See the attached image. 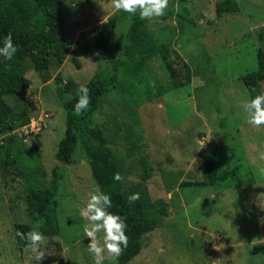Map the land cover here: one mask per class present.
<instances>
[{
	"label": "rangeland",
	"instance_id": "obj_1",
	"mask_svg": "<svg viewBox=\"0 0 264 264\" xmlns=\"http://www.w3.org/2000/svg\"><path fill=\"white\" fill-rule=\"evenodd\" d=\"M218 1L169 0L165 12L172 17L147 20L160 51L147 60L124 58L119 82L83 128L103 133L124 178V192L138 191L153 203L162 200L169 212L142 237L141 252L127 264H264V243L253 241L264 239V177L258 175L264 167V126L247 124L240 107L248 99L241 79L257 69L258 51L264 53V0H235L245 11L220 18ZM62 2L66 59L52 61L44 78L26 61L16 69L27 80L26 100L4 97L14 111L27 104L30 114L47 111L51 119L29 142L7 146L0 138L15 159L0 169V264H38L29 249H18L9 207L15 204L21 222L29 223L26 192L49 185L54 172L61 177L60 233L48 238L46 258L39 264H94L83 231L88 221L79 209L97 184L81 142L72 165L56 160L65 112L55 100L65 82L73 81L77 90L99 69L109 68L107 56L94 44L106 35L121 42L129 21L115 18L110 0ZM164 57L170 58L179 87ZM215 146L221 151L217 185L191 187L203 176L204 160ZM103 264L117 261L105 255Z\"/></svg>",
	"mask_w": 264,
	"mask_h": 264
},
{
	"label": "trees",
	"instance_id": "obj_2",
	"mask_svg": "<svg viewBox=\"0 0 264 264\" xmlns=\"http://www.w3.org/2000/svg\"><path fill=\"white\" fill-rule=\"evenodd\" d=\"M244 8L235 0H220L215 5V14L220 18L226 13L239 14L242 10L244 12ZM63 11L62 0H0V47H3L4 38L11 33L13 42L19 49L12 60L0 62V138L6 140L7 146L20 142L18 138L11 136L10 132L28 122L32 109L26 104L22 109L14 111L4 97L15 95L21 85L27 84L24 76L16 71L22 69L26 61H30L35 71L43 78L52 61L58 64L64 62L68 42L60 35L65 24ZM173 15L174 13L169 11L162 17L168 18ZM115 18L128 20L129 24L121 42L106 35L99 36L94 44L97 52L107 56L109 68L99 69L85 84L91 100L88 110L81 115L75 114L74 105L78 95L77 90H74L73 81L64 83L63 90L55 100L56 105L65 112V130L58 143L55 158L64 166L72 165L79 144L82 143V148L90 159L92 178L101 191L112 199L113 206L109 211L125 218L128 225L126 233L129 237L128 247L119 258H116L117 264H127L141 252L142 237L156 229L169 212L162 200L153 203L138 191L124 192L122 181L113 179V175L120 173V170L117 163L111 159L103 133L98 129L83 131L84 127L92 123L101 99L119 82L120 73L126 67L124 58L147 60L154 56L156 50L160 51L145 27L147 19L141 20L139 13L129 18L127 13L121 11L116 13ZM190 22L195 25L194 22ZM112 26H115L114 22ZM163 60L169 74L174 78L175 87H179L180 80L170 58L164 57ZM189 80L190 77H187L185 85ZM241 80L248 99L264 93L261 84L264 81V53L261 50L257 55V69L247 73ZM220 152V146H215L208 153L204 160V174L199 180L193 181L191 187L215 188L220 177ZM14 160L11 151L0 144V169L4 170ZM60 185L61 177L54 172L49 185L28 188L24 199L26 205L24 214L29 223H22L21 214L16 215L15 204H10V214L12 218L14 217L13 232L19 250L27 248V242L21 240L16 233H27L40 219L44 220V224L39 231L46 237L51 238L60 233L58 218ZM183 187L185 183H181V188ZM134 193H139L140 199L135 203H129L128 197Z\"/></svg>",
	"mask_w": 264,
	"mask_h": 264
},
{
	"label": "clouds",
	"instance_id": "obj_3",
	"mask_svg": "<svg viewBox=\"0 0 264 264\" xmlns=\"http://www.w3.org/2000/svg\"><path fill=\"white\" fill-rule=\"evenodd\" d=\"M110 3L116 12H125L129 18L139 13L141 20H152L165 14L169 0H110ZM18 50V46L14 44L12 35L9 33L3 40V47H0V56L6 60H12ZM77 95L78 100L74 105V111L76 115H81L88 110L91 103L88 87L80 84L77 88ZM240 107L246 113L247 124L255 128L264 126V93L241 101ZM261 158L264 159V156ZM258 175L264 177V167L258 169ZM113 179L122 181L124 178L120 173H115ZM139 199V193L128 197L129 203H135ZM112 206L111 197L102 192L97 185L89 193V199L85 206L79 209L81 217L88 221L83 231L90 241L87 249L93 257L94 264H103L105 255L114 259L119 258L128 247L129 237L126 234L128 225L125 218L109 211ZM43 224L44 220L40 219L27 233H16L21 240L27 242L26 247L33 253L38 264L47 255L48 237L39 231ZM101 233L103 234L102 239L99 235ZM255 240L264 243V239H254L253 241Z\"/></svg>",
	"mask_w": 264,
	"mask_h": 264
},
{
	"label": "built area",
	"instance_id": "obj_4",
	"mask_svg": "<svg viewBox=\"0 0 264 264\" xmlns=\"http://www.w3.org/2000/svg\"><path fill=\"white\" fill-rule=\"evenodd\" d=\"M50 119V115L45 111L32 115L27 123L11 131L10 135L18 138L21 142H29L46 130Z\"/></svg>",
	"mask_w": 264,
	"mask_h": 264
},
{
	"label": "water",
	"instance_id": "obj_5",
	"mask_svg": "<svg viewBox=\"0 0 264 264\" xmlns=\"http://www.w3.org/2000/svg\"><path fill=\"white\" fill-rule=\"evenodd\" d=\"M27 85H21L19 91L15 93V95L21 100L25 101V93H26Z\"/></svg>",
	"mask_w": 264,
	"mask_h": 264
}]
</instances>
